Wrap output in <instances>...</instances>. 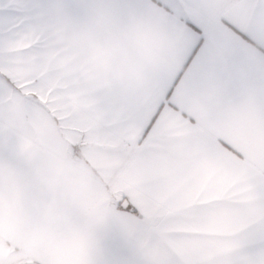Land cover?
Returning <instances> with one entry per match:
<instances>
[{
    "label": "snow or ice",
    "instance_id": "snow-or-ice-1",
    "mask_svg": "<svg viewBox=\"0 0 264 264\" xmlns=\"http://www.w3.org/2000/svg\"><path fill=\"white\" fill-rule=\"evenodd\" d=\"M0 264H264V0H0Z\"/></svg>",
    "mask_w": 264,
    "mask_h": 264
}]
</instances>
